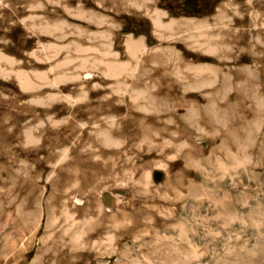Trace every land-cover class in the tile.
I'll use <instances>...</instances> for the list:
<instances>
[{"label":"rangeland","instance_id":"1","mask_svg":"<svg viewBox=\"0 0 264 264\" xmlns=\"http://www.w3.org/2000/svg\"><path fill=\"white\" fill-rule=\"evenodd\" d=\"M0 264H264V0H0Z\"/></svg>","mask_w":264,"mask_h":264},{"label":"bare ground","instance_id":"2","mask_svg":"<svg viewBox=\"0 0 264 264\" xmlns=\"http://www.w3.org/2000/svg\"><path fill=\"white\" fill-rule=\"evenodd\" d=\"M157 15V17H158V19L161 17V15H159V14H156ZM160 21V20H159ZM159 21H156L154 24L157 26V27H159V28H161V29H163V28H165V27H163L160 23H159ZM174 25V23H172L171 25H169L167 28H165V29H168V30H170L171 28H172V26ZM126 41V40H125ZM126 43V42H125ZM127 47H128V50H130V51H132L133 53H135V52H137V51H141V48H142V44L140 43V42H133V40H130L128 43H127ZM143 50V49H142ZM134 56H135V54H134ZM122 66V65H121ZM125 68V67H124ZM122 68L121 67H116V68H112V69H110V73H116V74H119V73H121L122 72ZM107 200H108V202L110 203V205L111 206H113L114 207V204H113V202H112V200H111V198L108 196L107 197ZM89 240V239H88ZM76 242H75V240L73 241V244H72V248H80V245L82 244H80V242H78L77 244H75ZM83 243H85V242H83ZM83 245H87V244H83ZM93 245V244H92ZM85 246H83L82 248H80V249H85V248H87V247H85ZM74 249V250H75ZM84 251V250H83ZM87 251V250H86ZM77 252V251H76ZM70 255H71V253H70ZM72 257V256H71Z\"/></svg>","mask_w":264,"mask_h":264}]
</instances>
